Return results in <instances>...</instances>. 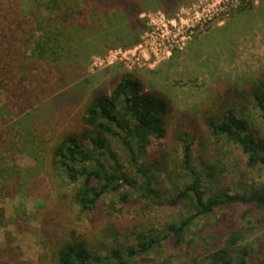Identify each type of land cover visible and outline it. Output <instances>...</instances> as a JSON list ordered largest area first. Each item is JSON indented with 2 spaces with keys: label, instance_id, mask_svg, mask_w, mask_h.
<instances>
[{
  "label": "trees",
  "instance_id": "obj_1",
  "mask_svg": "<svg viewBox=\"0 0 264 264\" xmlns=\"http://www.w3.org/2000/svg\"><path fill=\"white\" fill-rule=\"evenodd\" d=\"M145 1H0V191L31 197L28 178L44 174L54 203L41 220L39 264L151 263L162 250L176 264H264V188L231 185L227 177L234 155L244 171L264 170V81L233 89L200 120L185 117L173 128L169 102L124 74L79 97L74 114L62 116L68 122L54 119L51 108L71 88L53 97L42 76L53 70L64 82L71 63V72L81 69L77 40L101 48L114 34L130 39ZM155 1L174 9L183 0ZM23 50L29 63L19 57ZM34 119L50 127L49 137L35 134ZM18 148L33 156L28 178L3 155ZM168 207L180 208L177 216L154 224L150 217ZM89 217L101 248L84 238L80 222ZM249 236V249L238 245ZM226 237L227 246L213 247Z\"/></svg>",
  "mask_w": 264,
  "mask_h": 264
},
{
  "label": "rangeland",
  "instance_id": "obj_2",
  "mask_svg": "<svg viewBox=\"0 0 264 264\" xmlns=\"http://www.w3.org/2000/svg\"><path fill=\"white\" fill-rule=\"evenodd\" d=\"M142 8L139 22L134 28H128L130 39L120 37L122 34H114L101 48L90 45L87 40H77L81 47L74 49L73 58L77 55V59H81V69L71 72L72 68L77 69V65L74 67L71 63L66 75L64 73V82H60L62 74L53 70H48L42 76L47 79L44 84L53 86V97L71 88V95L60 96L56 99L57 106L51 108L56 112L54 119H58L60 125L68 122V119H62L64 114L69 115L67 111L74 114L77 107L73 106L79 97H85L94 89L109 88L113 81L124 74H130L147 90L169 102L174 115L173 128L183 123L185 117L193 121L200 120L207 107L214 108L213 102L226 98L233 89L245 87L252 81H264V0H183L174 9L165 8L155 0H146ZM38 35L41 33L38 32ZM128 41L130 44H127ZM87 46L88 52L83 54ZM20 52L22 54L19 57H24L25 63H29L31 59L27 50ZM36 73L41 74L38 71ZM76 78L82 81L80 86L70 85V81ZM73 93H79V96ZM1 97L0 106H3L6 99ZM34 121L32 129L35 134L49 137L50 127L43 120ZM22 125L17 129L21 130ZM260 129L264 134V124H261ZM153 144L154 149L158 150V144ZM115 146L120 155L125 157L121 146L116 142ZM18 149L3 155L6 161L11 159V165H18L17 170L23 179L28 178L26 170L35 166L33 156L27 152L20 155L23 149ZM235 156L229 163V184L264 188V170L258 174L244 171L240 164L242 157ZM4 164V161L0 162V165ZM2 179L0 177V183ZM28 179L31 197L21 189L20 193L18 191L8 197H4L0 191V264H39L43 241L41 220L48 211L52 212L54 199L43 173L36 179ZM15 181H9L8 185L14 187ZM179 210L163 208L150 218L157 224L177 216ZM230 218L233 222V217ZM80 224L82 232L86 234L84 238L91 242L89 245L96 248L97 244L100 247L101 244L96 243L100 235L93 231L91 217L83 218ZM106 238L107 235L102 239L104 243L107 242ZM229 239L223 238L221 243L213 247L227 246ZM253 242V237L249 236V240L240 241L238 245L249 249ZM162 253L155 262L140 264L177 263L170 251L162 250ZM251 253L255 259V255H259L257 249Z\"/></svg>",
  "mask_w": 264,
  "mask_h": 264
}]
</instances>
